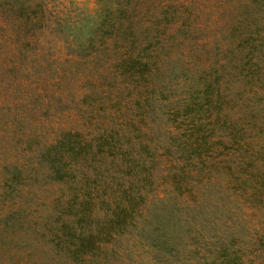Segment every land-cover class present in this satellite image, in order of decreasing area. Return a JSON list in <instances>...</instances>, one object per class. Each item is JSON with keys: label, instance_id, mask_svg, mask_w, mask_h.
Segmentation results:
<instances>
[{"label": "rangeland", "instance_id": "obj_1", "mask_svg": "<svg viewBox=\"0 0 264 264\" xmlns=\"http://www.w3.org/2000/svg\"><path fill=\"white\" fill-rule=\"evenodd\" d=\"M122 1L0 0V110L15 123L26 122V128L17 129L23 137L28 126L44 137L61 127H75L98 153L83 165H69L77 175L71 180H54L40 169L26 192L17 186V196L8 200L4 194L8 175L1 169L6 155L24 165L30 162L23 155L24 144L11 148L5 141L8 132L0 125V264H75L56 255L58 249L46 235L62 212L56 205L60 198L64 207H77L81 214L76 198L80 201L90 192L94 214L105 217L106 201L115 203L124 191L136 199L143 197L133 220L149 234L168 212L176 224L171 245L184 247L180 264H218L222 257L217 251L230 240L244 254L246 264H264V179H257L256 191L243 189L246 175L236 165L237 139L223 127L204 126V132L211 134L209 146L200 153L190 147L192 122L208 124L224 111L237 119L249 98L255 95L264 101V47L262 57L252 50L264 33H253L254 43L245 41L252 37L236 23L246 15L248 1L143 0L148 16L164 13L170 19L160 25L166 34L153 75L145 82L113 68L105 76L95 73L96 80L87 84L86 76L91 77L87 62L102 64L95 65L100 71L119 66L129 54L128 46L111 44L103 52L75 49L76 43L53 32V21L64 16L99 18ZM127 1L132 8L134 0ZM23 11L29 20L27 35L41 26L44 36L24 41L19 35L13 37ZM34 18L42 20L41 25L30 24ZM142 21L149 24L148 17ZM219 125L223 126L221 120ZM31 164L35 170L37 165ZM217 164L218 169L213 167ZM226 164L234 166L236 174L226 176L220 168ZM260 167L264 177V164ZM179 171L185 175L178 188L172 177ZM11 204L26 207L30 226L7 235L2 224ZM66 213L60 220L73 219L70 210ZM206 217L217 226L205 228ZM138 230L103 244L84 259L85 264H179L171 258L157 259Z\"/></svg>", "mask_w": 264, "mask_h": 264}, {"label": "trees", "instance_id": "obj_2", "mask_svg": "<svg viewBox=\"0 0 264 264\" xmlns=\"http://www.w3.org/2000/svg\"><path fill=\"white\" fill-rule=\"evenodd\" d=\"M247 1L248 3L244 4L246 15L240 16V21L238 20L236 23L239 27L244 25V32L248 33L249 37H252L244 40H252V43H254L256 40L254 41L253 39V33H264V16L258 15V13L264 12V0ZM142 4H144L143 0H134L132 8H130V2L124 0L117 2L114 8H109L99 18L90 16L88 19H71V17L64 16L58 17L53 21V32H61L67 42L76 43L75 49L86 50L94 48L96 51L101 50L103 52V49L109 50L111 44L117 48H126L128 46L129 54L125 56L124 64L119 66L116 63L108 66L106 71H100V68L95 67V65L102 66V64L87 62L85 66H87L91 77L86 76V83L92 79L96 80L92 78L95 73L97 75L104 74L105 76L107 71H113V68L114 70L123 69L131 72L130 75L132 77L138 75V78L145 80V82L148 81L146 80L148 76L150 79L153 75L154 69H157L158 58L156 57L159 51L163 49V36L166 34L164 25L162 28L160 25L165 21H170V19L164 13L162 15L160 13L159 15L148 16L147 11L143 10ZM145 17H148L149 24L147 25L142 24V20ZM20 18L16 28L13 29V37L19 35L24 41V38L30 40L34 37L44 36V28L41 26L34 30L32 34L27 35L29 20L24 17V11L20 14ZM126 21L128 24L125 23ZM36 23L41 25L42 20L39 18L30 20V24L34 25ZM263 47L264 34L258 39L257 45L252 46L253 55L256 56L257 54L262 57ZM262 58V64H264V57ZM256 64L258 65V62ZM97 70L100 72H97ZM101 75L98 78H103ZM88 92H91V90H88ZM209 99L208 102L211 100ZM262 99L263 97L256 99L255 95L249 98V103L245 105V108L243 107V111L241 109L242 115L237 117V119L224 111L222 114H217L216 120L213 118L208 124L192 122L190 127L192 132L190 137L193 139L190 147L192 146L194 151L198 153L209 146L211 134L203 130V128L205 129L204 126L209 127V124L211 126L214 125L216 128L223 127L227 134H231L233 138L237 139L235 144L239 146L238 157L240 161L236 162V165L242 169L244 176L246 175L241 185L244 186L243 189L247 190V192L250 188L253 189L252 192L256 191L257 188L253 185H256L257 179H261V181L264 179L261 174L263 167H260L264 164V101ZM214 105L222 106L221 103H215ZM215 107L213 106L211 109L214 110L216 109ZM198 111L202 110L196 109L195 112ZM218 119L222 121L223 126L219 125L220 120ZM20 124L9 120L7 113H2V110H0V125L3 132H8L9 135L5 141L13 149L24 144L22 151L25 150L26 152L23 155H28L30 162V165H24L19 158L6 155V160L3 162L1 169L3 170V175H8L4 186V194L8 200L17 196L20 190L19 187L25 191L29 187L30 181L38 179L37 172L40 169L47 170L50 177L54 180H71L77 175L69 165L73 163L75 165L79 163L83 165L90 158L98 157L92 142H87L82 138V133L75 127H61L54 135L44 137L43 134L36 132V130L29 129L28 126V133L26 137H23L20 135L21 131L17 129L22 130V126L26 128V122ZM210 129L213 133L214 128ZM31 163L37 165L36 171L34 166H31ZM217 166L218 164L213 167L218 169ZM28 168L29 171H27ZM220 168L228 177L234 175V173L236 174L232 165L226 164ZM183 175H185L184 172L179 171V173H174L172 177V181L178 188L182 182ZM90 195V192H87L80 201L76 198V205L81 207V214L77 211V207L70 205L64 207L61 203V198L60 203L56 204L57 209L62 210V212L58 211V215L61 217L67 215L66 211L68 210L73 213V219L71 220L69 218L60 220L59 216L57 224L51 227L46 234L48 235L49 233L53 239L54 247L58 249L56 255L60 258H64L67 261L70 260L75 264H85L84 259L99 252L103 244L112 243L117 236L139 228V237L143 238L146 243L149 242L151 244L157 259L166 261L171 258L178 261L179 264L182 262L181 250L184 247L174 249L173 245H171V239L175 237L172 233L175 231L176 224L171 218H168V212H165L164 215L166 219L149 234L145 229L142 230L141 227L135 225L133 220L135 217L134 213L139 209L143 197L138 196L136 199L132 194L124 191L115 203L105 200L108 212L105 217H100L94 214L95 203ZM111 203L115 205L112 206ZM71 207L75 208V212L72 211ZM25 210L26 207L21 206V204H11L7 216L3 218L2 225L5 229V234L14 233L21 226L29 225L25 219ZM169 216L174 217L171 210H169ZM204 222L207 223L204 227L208 229L217 226V224L210 222L209 217H206ZM130 223L131 226H135H132L129 230L128 225ZM179 239L180 237L175 241L177 244H179ZM220 248L217 253H221L222 260L218 264H246L244 262V254L234 247L231 240L230 242H223Z\"/></svg>", "mask_w": 264, "mask_h": 264}]
</instances>
